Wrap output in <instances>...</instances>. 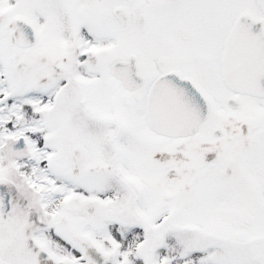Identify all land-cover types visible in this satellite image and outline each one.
<instances>
[{"label": "snow or ice", "instance_id": "snow-or-ice-1", "mask_svg": "<svg viewBox=\"0 0 264 264\" xmlns=\"http://www.w3.org/2000/svg\"><path fill=\"white\" fill-rule=\"evenodd\" d=\"M0 264H264V0H0Z\"/></svg>", "mask_w": 264, "mask_h": 264}]
</instances>
